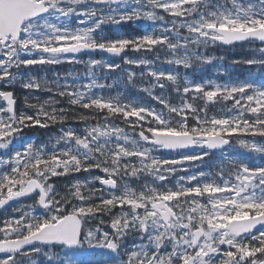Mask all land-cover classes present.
<instances>
[{"label":"snow or ice","instance_id":"snow-or-ice-1","mask_svg":"<svg viewBox=\"0 0 264 264\" xmlns=\"http://www.w3.org/2000/svg\"><path fill=\"white\" fill-rule=\"evenodd\" d=\"M138 21L151 30L119 32ZM213 45H247L230 67L247 66L248 77L192 83L177 71L223 60L203 51ZM97 51L129 68L76 58ZM65 62L83 64L86 82L32 74ZM98 69L121 71L161 108L96 94L114 86ZM169 85L177 103L155 94ZM216 105L222 114L209 116ZM54 126L46 142L14 147L26 129ZM233 145L264 160V0H0V209L17 205L0 220V264H264V163L230 157ZM189 147L206 150L157 155ZM212 150L219 162L191 172Z\"/></svg>","mask_w":264,"mask_h":264},{"label":"rangeland","instance_id":"rangeland-1","mask_svg":"<svg viewBox=\"0 0 264 264\" xmlns=\"http://www.w3.org/2000/svg\"><path fill=\"white\" fill-rule=\"evenodd\" d=\"M133 25L136 26V27H139V26L143 25V28H146V30H151L150 22L138 21V22L133 23ZM105 32L109 35V33L106 31V29H105ZM212 47L215 48L216 45L209 46L208 48H212ZM243 47L244 48H242V49H238V47L227 48V47L220 46L219 49H218V50H220V51H218L220 54H218V55L216 54L215 57H221L222 56V57H224L223 60L217 59V60L213 61L212 64H208L209 67H207V65H203V66H201L199 68H191L190 69L193 73H196L198 75L197 78L192 79V78L186 77L184 69H182L180 71L177 69V71H179L182 76H185L192 83H201V82H204L206 80H212V81H215L217 83L228 82L229 81L228 74L236 67H240L241 69L246 71L247 74H249L250 70L248 69L247 66L238 65V66L230 67V61L231 60L236 59V58H240L242 56L246 57V56L250 55L247 45H244ZM203 51H206V50H203ZM207 54L211 55V56H214V53H207ZM135 55H137V54L132 53V54H130L128 56H135ZM76 58L82 59V60H87V59H89V56H86L84 58L76 56ZM149 58H151V54H149ZM100 59L106 60V58H104V57H102ZM224 62H227L226 67H223ZM115 63H120V64H122V66L124 68H129V66L123 65V61L121 59L117 60ZM69 64L71 65L70 68L73 71L72 73H79V72L84 73L86 71V69L84 68L83 64H74V63H69ZM156 66H157V68H163L165 70H167V69H169L171 67V66L166 65V64H160L159 62L156 64ZM39 67H40L41 70H43L45 72L49 68V66H43V67L39 66ZM218 67H222L224 69H227L228 70L227 73L221 74L218 71ZM130 70H133V71H135L137 73V81H136V83H138L139 85L144 86L145 85L144 84L145 80H148V78H145L144 80H140L139 79V73L141 71H144L145 69L132 67ZM252 71H255V69H253ZM118 72H121V71H117V72H113V73H105L102 70L98 69L97 70V75H98L101 83H107V84L118 83L119 85H117L115 87L113 86L111 89H109V88L102 89V90H104V93H102V90H100V89H94L93 91L96 94H103L104 96L120 95L125 100H131V101H135V102H137L139 104L147 105L149 103V101H150L149 100L150 97L146 93L140 92L136 88H133V87L130 88V89H132V93L129 94L127 92L128 90H126L122 86V84L120 83V81H119V79L117 77V74H119ZM157 89L159 90V88H157ZM170 89H171L170 85L166 89H163V90L160 89V94L163 92V94L167 97ZM17 91H18V95L19 96L23 95L22 90L21 91L17 90ZM119 91H120V93H119ZM36 95L39 96L41 99H46L50 94L47 93V92H39V93H36ZM177 98L180 99L179 97H177ZM22 106H23V102L21 100V107ZM127 130L129 131V129H127ZM49 136H54V135H52V134H50V135L43 134L42 136H36V135L23 134V139L21 141L17 142L14 145V147L15 148H19L21 146V144H23V143H25L27 141H30V140H34L37 144L44 143V142H46L48 140ZM257 139L259 140L260 138H257ZM198 151H204V150L203 149H197V150L186 151V152H183V153H195V152H198ZM225 151L232 158L244 159V157H247L246 160H248L250 157H253L251 154L246 153L244 150L235 147V145H233L232 147L226 149ZM180 154H182V153H175L172 156H166V155H161L159 152L157 153V155H160V156H163V157L166 156V158L178 157ZM216 155L219 158H221V153H217ZM254 163H257V162H254ZM258 163H264V160H263V162L261 161V162H258ZM203 164H206L205 160L203 162H200V161L194 162V164L190 166V171L191 172H196L194 170V167L195 166L196 167L203 166ZM96 174H98V173H96ZM186 174H188V173H183V172L177 173V175H186ZM85 178L86 177H84L83 179H85ZM170 183L174 184L175 183V179H172L170 181ZM97 185H98V182H97L96 186ZM62 186L63 185H61V187ZM21 203H30V201L27 200V201L21 202ZM15 206H17V205L11 206L10 208H8V209L4 210L3 212H1L0 213V220H3L5 217L11 216L13 214L12 209ZM0 226H2V224H0ZM83 255H84L85 258H87L88 256L96 255V254L95 253L86 252ZM92 259H96V257L93 256ZM39 260H40V264H43L44 257L41 256L39 258Z\"/></svg>","mask_w":264,"mask_h":264},{"label":"trees","instance_id":"trees-1","mask_svg":"<svg viewBox=\"0 0 264 264\" xmlns=\"http://www.w3.org/2000/svg\"><path fill=\"white\" fill-rule=\"evenodd\" d=\"M105 29H106V31L109 33V36H112L113 33H114V31H115V29H114L113 27H111V26H107V27H105ZM145 29H146V28H145ZM143 31H144V28H143L142 25L139 26V27H136V26L133 25V23H128V24L121 25L120 28H119V32H120L121 34H126V35H128V36L141 35V34H143ZM125 54H126V55H130V54H132V52H126ZM92 57H93V58H96V59H100V58H102V57H104V56L96 55V56H92ZM111 62H114V63H115V61H111ZM70 66H71V65H70L69 63H62V64H59V65H53V66H49V68L46 70V72L43 71V70H41L40 67L37 66V67H35V68L33 69V73H32V74L35 75V76H37V77H40V76H46L48 79H53L55 73H59V74H61V76H65L67 73H69V72H73V71L71 70ZM46 73H47V74H46ZM118 73H119V74H117V77H118V79H119V78L122 76V72H118ZM78 74H79L80 80H81L82 82H85L84 73L79 72ZM231 77H232V79H234V80H237V79H239V80H243V79L247 78L248 76L245 75V74L242 73V72H237V73H233V74H231ZM119 81H120V79H119ZM62 82H63V81H62ZM69 82H70V83H74L75 81H72L71 79H69ZM120 83L122 84V86H123L126 90H128L127 92H128L129 94L132 93V89H130L131 86L126 87V86H125V83L122 82V81H120ZM137 84H138V83H137ZM117 85H119V84H118V83H115V84H114V87L117 86ZM138 85H139V84H138ZM17 90L21 91L20 89H17ZM102 93H104V90H102ZM119 93H120V91H119ZM17 95H18V91H17ZM18 96H19V95H18ZM63 106H66V101L64 102V105H63ZM20 107H21V101H20V103L18 104V108H20ZM150 107H154V108H156L157 110H158L159 108H161V107L153 106V105H150ZM213 108H214V106H210V107H209L208 114L211 113V112L213 111ZM92 123H95V121H92ZM114 123H116V124H120V120L117 119V120L114 121ZM190 123H192V121H190ZM65 126H71V127L75 128V129H77L78 131H79V130H82V128H83V124H81V123H77V122L72 121V120H70V121L68 122V124L65 125ZM121 126H122V127H125V126L122 125V124H121ZM58 130H59V126H54V127H52V128H49V129H40V128L36 127V128L26 129V130L24 131L23 134H26V135H36V136H42L43 134H46V135H50V134H52V135H56V134H58ZM85 175H86L85 173H79V174H77V177L80 178V177H84ZM71 179H72V177H68L67 179H65V178H60V179H58V180L54 178V182L61 186V185H64L65 183H67L68 180H71ZM97 187H99V185H97Z\"/></svg>","mask_w":264,"mask_h":264},{"label":"water","instance_id":"water-1","mask_svg":"<svg viewBox=\"0 0 264 264\" xmlns=\"http://www.w3.org/2000/svg\"><path fill=\"white\" fill-rule=\"evenodd\" d=\"M86 54H89V53H80V54H77L78 56H83V55H86ZM91 55H105L107 56L109 59L111 60H116V59H120V57H111L109 54L107 53H102V52H95V53H91ZM178 150H182V149H178ZM164 152H173L172 150H163ZM177 151V150H176ZM16 204V202H10L9 205H7L5 208H7L8 206L10 205H14ZM4 208V209H5ZM4 209H0V212L3 211Z\"/></svg>","mask_w":264,"mask_h":264}]
</instances>
